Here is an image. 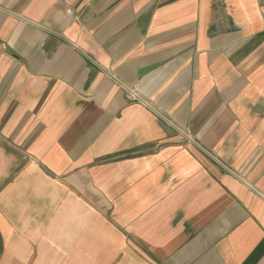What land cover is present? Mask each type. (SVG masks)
I'll return each instance as SVG.
<instances>
[{
	"label": "crops",
	"instance_id": "0c3cea01",
	"mask_svg": "<svg viewBox=\"0 0 264 264\" xmlns=\"http://www.w3.org/2000/svg\"><path fill=\"white\" fill-rule=\"evenodd\" d=\"M0 264H264V0H0Z\"/></svg>",
	"mask_w": 264,
	"mask_h": 264
},
{
	"label": "built area",
	"instance_id": "2783aa9c",
	"mask_svg": "<svg viewBox=\"0 0 264 264\" xmlns=\"http://www.w3.org/2000/svg\"><path fill=\"white\" fill-rule=\"evenodd\" d=\"M68 13H72V11L70 9H68ZM124 88L127 91V97L131 100V101H140L141 97L138 94V87L134 86V87H126L124 86Z\"/></svg>",
	"mask_w": 264,
	"mask_h": 264
}]
</instances>
